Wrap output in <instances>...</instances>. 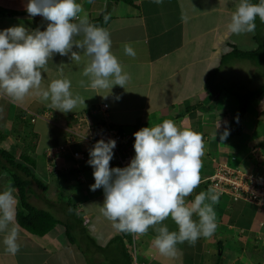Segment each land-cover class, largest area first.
<instances>
[{
	"label": "crops",
	"instance_id": "1",
	"mask_svg": "<svg viewBox=\"0 0 264 264\" xmlns=\"http://www.w3.org/2000/svg\"><path fill=\"white\" fill-rule=\"evenodd\" d=\"M109 1L112 0H77L92 23L111 12L112 18L104 28L111 35L112 52L130 74L126 89L118 85L112 90L82 88L79 81L87 80L82 71L89 58L74 47L73 51L81 52L80 63L70 60L71 53L54 54L43 73L42 87L66 77L72 81V92L85 98V105L63 113L35 95L22 104L0 95V131L8 135L0 141V147L11 149L13 137L3 128L12 129L17 113L25 111L22 118L35 138L33 171L41 182L23 175L29 182L27 200L61 221L40 236L19 226L20 249L15 255L5 252L4 233H0V264H133L128 256L133 242L138 248V264H264V207L221 195L214 205L218 223L214 236L200 238L194 246L179 244L177 256L168 258L153 246V229L143 236L131 234L130 240L102 215L104 189H90L95 183L91 165L77 161L71 152L49 157L51 147L64 143L71 135L90 134L98 120L104 119L134 136L143 127L172 119L178 126L203 133L205 140L202 182L187 198L189 202L209 188L210 177L222 165L237 167L253 180L264 181V93L249 103L241 121L242 132L229 133L222 141L221 134L226 129L229 132L239 108L237 93H215L206 88L208 73L217 68L214 86L218 90L225 55L233 51V46L250 39L249 34L237 36L227 28L238 0H163L159 4L154 0H134L133 5L112 1L108 11ZM27 3L28 0H0V6L20 12L1 16L0 31L14 26H24L29 32L46 30L49 21L40 15L30 16ZM125 43L131 44L135 57L124 53ZM106 103L108 109L104 110ZM35 114L39 117L33 118ZM28 129L26 137L32 135ZM11 182V176L3 173L0 192ZM15 195L17 210L18 190ZM164 224L170 231L178 230L170 217Z\"/></svg>",
	"mask_w": 264,
	"mask_h": 264
},
{
	"label": "clouds",
	"instance_id": "2",
	"mask_svg": "<svg viewBox=\"0 0 264 264\" xmlns=\"http://www.w3.org/2000/svg\"><path fill=\"white\" fill-rule=\"evenodd\" d=\"M154 2L159 4L163 0ZM26 12L32 17L40 15L49 23L43 31L38 28L29 32L24 26L0 31V95L16 104L35 95L63 113L85 105V98L72 92V81L66 77L53 79L47 87H42L43 73L47 72L54 54L71 53L70 60L80 63L81 52L73 51L74 47L89 58L82 71L87 80L79 81L82 88L112 90L118 85L126 89L131 77L112 52L109 31L92 23L81 3L28 0ZM257 17L264 23V0L258 3L239 0L227 25L228 31L237 36L254 33ZM104 20L107 23L108 17ZM124 53L136 55L129 43L124 44ZM228 135L226 129L220 139L226 140ZM134 137L135 156L124 168L110 167L116 140L101 139L89 150L87 163L93 167L95 179L90 189L93 192L104 189L102 215L122 233L143 236L153 229L156 233L153 246L168 258L177 256L179 244L187 242L194 246L200 238H212L218 228L214 205L219 203L221 192L210 186L193 201L187 200L202 182L206 148L203 133L165 119L143 127ZM16 192L11 184L0 192V233H4V250L11 255L20 249ZM169 217L178 230L170 231L164 224Z\"/></svg>",
	"mask_w": 264,
	"mask_h": 264
},
{
	"label": "trees",
	"instance_id": "3",
	"mask_svg": "<svg viewBox=\"0 0 264 264\" xmlns=\"http://www.w3.org/2000/svg\"><path fill=\"white\" fill-rule=\"evenodd\" d=\"M114 3L123 2L126 4H134V0H112ZM20 13L19 11H14L7 9L5 7L0 6V17L6 16L8 14H16ZM108 17L107 23H105L104 17ZM112 18L111 12H108L97 20H95V24L98 26L104 27L106 26ZM256 39L258 40V35H256ZM261 49L257 48L255 50H241L237 46H233V51L229 54L225 55L223 62L229 57H235L238 59H249L253 61H258L256 56L259 54ZM260 56V54H259ZM218 72V69L215 68L208 73L206 80V88L212 92L218 93L219 90L215 91V76ZM260 93H264V85L254 91L249 93L248 95L242 96L239 95L238 103L239 108L237 113L235 114L231 125L229 126V133L232 135H238L242 132V124L241 121L244 115L247 113L249 103L255 98L256 95ZM196 108H200L196 107ZM25 114V111H20L16 115L15 127L25 124L26 120L22 118ZM238 117V120H237ZM8 135L3 134L0 131V141H3L7 138ZM16 149V146L14 147ZM14 149H5L0 147V176L3 173H7L11 176L12 182L11 185L14 186L20 196V206L16 210V222L17 224L28 231L31 234L40 236L48 233L52 230L56 225L60 224L61 221L55 218L51 213L38 209L35 206L31 205L27 200V187L28 180L24 178V176L32 177L41 183L37 176L34 173V168L36 167V159L31 155V152L35 150V146L32 143L27 144L22 148L20 155L17 157ZM24 175V176H23ZM61 176V174H60ZM65 178V176H63ZM61 183L62 176L60 178ZM125 238L132 239L131 234L122 233ZM130 257V255H128Z\"/></svg>",
	"mask_w": 264,
	"mask_h": 264
},
{
	"label": "built area",
	"instance_id": "4",
	"mask_svg": "<svg viewBox=\"0 0 264 264\" xmlns=\"http://www.w3.org/2000/svg\"><path fill=\"white\" fill-rule=\"evenodd\" d=\"M103 109H108V104H104ZM39 117L35 114L33 118ZM34 120V119H33ZM104 139H114L117 146L113 149V159L110 164L118 165L120 168L128 166L135 156V137L119 126L112 125L106 120H98L88 135L74 134L67 140L48 150L50 158L54 159L57 155L71 152L72 156L79 162L87 163L90 159L89 150L96 142ZM215 186L221 195H229L233 199H244L257 206L264 207V181H255L250 175L228 165L220 166L210 177L209 187ZM133 264H138V248L133 242L129 249Z\"/></svg>",
	"mask_w": 264,
	"mask_h": 264
},
{
	"label": "rangeland",
	"instance_id": "5",
	"mask_svg": "<svg viewBox=\"0 0 264 264\" xmlns=\"http://www.w3.org/2000/svg\"><path fill=\"white\" fill-rule=\"evenodd\" d=\"M224 2V1H223ZM252 3H258L259 0H251ZM239 3V0L237 4ZM256 30L254 33H249L250 36L247 42L243 44H239L238 47L245 50H255L260 48L259 54L256 56L258 61H253L249 59H236L235 57H229L225 60L224 65L222 66L221 71V83L218 85V90L220 92L231 91L237 93L235 96L239 98L238 94L242 96L248 95L251 92L260 89L264 85V23H261L259 17L256 19ZM255 35H258V40L253 38ZM239 68V70H238ZM235 69V71H233ZM215 82V80H214ZM218 91V92H219ZM237 103H238V99ZM239 106V103H238ZM14 109V108H12ZM14 123V122H13ZM15 124V123H14ZM10 129V126L3 128L4 132L10 133L12 135V140L10 147L16 149V155L19 156L22 151V148L29 143H34L35 138L34 134L30 132L31 128L27 127L26 124L18 125ZM14 128V129H13ZM28 129V133L32 134L26 137V131ZM13 133V134H12Z\"/></svg>",
	"mask_w": 264,
	"mask_h": 264
},
{
	"label": "water",
	"instance_id": "6",
	"mask_svg": "<svg viewBox=\"0 0 264 264\" xmlns=\"http://www.w3.org/2000/svg\"><path fill=\"white\" fill-rule=\"evenodd\" d=\"M111 4H112V1H109V2H108V8H107L108 11H109L110 8H111Z\"/></svg>",
	"mask_w": 264,
	"mask_h": 264
}]
</instances>
